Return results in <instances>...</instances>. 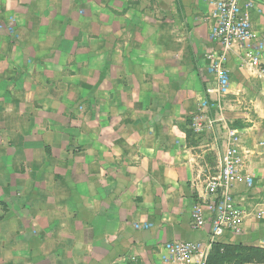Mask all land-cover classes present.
Returning a JSON list of instances; mask_svg holds the SVG:
<instances>
[{"label": "crops", "instance_id": "1", "mask_svg": "<svg viewBox=\"0 0 264 264\" xmlns=\"http://www.w3.org/2000/svg\"><path fill=\"white\" fill-rule=\"evenodd\" d=\"M65 1L0 0V29H11L9 19H14L31 31L53 30L55 17L60 16L59 28L69 39L66 31L72 25L65 24L63 18L75 11L70 10L71 6L87 0H67L59 8ZM169 1L168 7L163 3L158 11L166 15L163 21L159 19L152 25L143 19L138 23L137 19L139 28L133 21L132 27L126 25L130 28L124 44L144 48L148 53L137 50L136 54L126 55L130 69L125 72V86L104 88L106 79L100 78L107 70L98 68L93 71L94 78L88 76L89 85L80 87L81 95L90 94L92 86L95 97L106 93L109 102L96 101L98 109L93 120L79 123L75 150L69 147V141H74L67 135L54 141L57 134L53 121L46 120L45 137L50 151L40 154L47 159L45 173L39 169L40 181L31 185L28 204L17 200L13 215H0V229L16 237L13 250L19 259L0 264H174L166 249L170 244H207L209 213L204 212L206 224L200 229L193 228L190 216L192 209L205 206V182L220 167L227 139L222 143L223 135L214 132L202 137L189 135L188 127L195 130L189 118L202 117L205 111L211 120L199 122L201 129L212 125L220 131L227 126L228 132L237 136L240 163L231 191L244 212L241 231L225 233L212 244L255 249L262 259L251 256L244 264H264V133L252 138L247 136L248 126L231 127L228 116L218 117L228 105L225 99L229 93L251 92L237 67L239 63L247 65L244 49L236 45L225 64L229 84L237 76L242 85L229 88L228 84L226 93L218 94L214 76L208 72L207 55L218 49L209 36L213 23L211 4L206 0ZM253 3L249 19L256 36L251 46L258 52L259 76L264 85V0ZM134 12L131 8L127 15ZM114 28L112 25V31H122L120 26ZM149 28H154V37H145ZM2 40L0 36V52L2 47L10 55L0 53V128L6 125L5 111L10 109L7 105L15 110L23 105L16 102V97L7 104V89L11 95L20 96L22 92L15 85L6 88V83L26 78L22 66L14 64L19 63L15 61L19 58V42ZM34 62L45 63L41 72L49 80L51 61L37 58ZM259 92L264 96V86ZM25 93L33 95L32 91ZM216 99L220 111L215 106H202L204 100L212 104ZM48 104L44 108L53 110ZM212 244L206 248L208 255ZM22 253L27 254V261H22Z\"/></svg>", "mask_w": 264, "mask_h": 264}, {"label": "rangeland", "instance_id": "2", "mask_svg": "<svg viewBox=\"0 0 264 264\" xmlns=\"http://www.w3.org/2000/svg\"><path fill=\"white\" fill-rule=\"evenodd\" d=\"M169 2V0H87L85 4L78 2L77 5L70 7V10L75 8V11L63 18L65 24L72 25L70 30L66 31V36L69 39L64 37V31L59 28V26L61 27L60 16L55 17L56 23H54L53 30L31 31L25 28L24 23L19 24L20 21L16 23L14 19H9L11 29H8L7 26L5 27L6 31L3 28L0 29L2 41L19 42L20 46L18 45L16 50H18L19 55L17 56L20 59L16 58L15 61L18 59L19 63L14 62V64L22 66L23 72L26 74L24 80L15 79L5 85L6 88L11 85H15L16 88L20 87L19 91L22 92L20 96L11 95L7 89V96L5 95L7 104L13 101V97H16V102L20 101L23 105L20 106V110H15L12 105H7L10 109L5 111L6 125L0 128V215L3 214V217L13 215V212L17 210L15 208L17 200H25L28 204L31 185L34 181H40V170L45 173L47 159L41 157L40 154L50 151L45 137L46 120L53 121L54 134H57L54 141L57 142L58 138L60 141L63 135H67L74 141L73 143L69 141L71 143L69 147H73L72 149L75 150V138L79 130L81 131L79 123H83V120H93L94 111L98 109L95 107L96 101L109 102L108 94L101 93L95 97L91 86L90 94L87 93L84 96L80 94V87L89 85L87 84L88 76L94 78L93 71L98 68L107 70V73L103 72L100 78L101 80L106 79L104 88L108 90L114 88L115 90L125 86V72L126 69H130L124 59L126 55L136 54L137 50L140 54L148 53L144 48L124 44L128 38L126 30L130 28H126V25L131 26L133 21V24L139 28L136 23L137 19H139L138 23L143 19L152 25L157 24L159 19L163 21L167 17L166 15L163 17L158 11L160 7H164L163 3L168 7ZM66 3L67 0L64 4L61 2L59 8L65 6ZM131 8L135 10L132 16L127 15V11L129 12ZM132 17L133 19H131ZM112 25L115 28L120 26L122 31H112ZM139 31L142 33V30ZM133 34L135 36V33ZM144 35L149 38L150 36L154 37V28H149V31H145ZM31 39L33 45L30 44ZM118 39L121 41L116 42ZM156 49L157 47L154 48V50ZM148 51L150 53V50ZM0 53L6 56L10 55L9 51L2 47ZM37 58L51 61L48 70L52 77L49 80L42 74L43 69L46 68L45 63L34 62ZM246 61L244 60L245 65ZM237 67L243 74L244 83L251 92H244L241 95H230L228 92L225 99L228 105L225 106L224 112L218 114V117L228 116L231 127L232 125L248 126L246 128L249 129L247 136L253 138L257 134L260 135L261 132L264 133V96L259 94V89L264 86L260 81L262 77L259 76L261 65L254 69L239 63ZM21 78H23V74ZM241 83L242 81L235 76L230 80L229 88L242 85ZM25 90L32 91L33 95L26 96ZM111 97L114 99L116 93ZM47 102L50 103L49 107L52 104L53 110L47 111L44 108ZM217 108V111H220V104ZM239 113L244 117H240ZM207 117L208 114L205 111L202 113L203 119H200L199 122L203 124L211 120ZM188 121L193 122L190 118ZM254 122H256L255 127L252 126ZM228 129L226 126L225 129L220 128L219 131L212 125L201 130H192V126L188 127L189 135L192 137L208 136V133L212 132L219 136L223 135L222 143L229 136ZM205 157L209 159L208 153L205 154ZM43 178L44 175L42 180ZM25 210L28 212V207ZM27 236L28 233L25 235L28 244ZM15 239L13 233H5L3 229H0V263H14L19 259L13 250ZM27 257V254L22 253L23 262L27 261ZM215 262L223 264L221 258Z\"/></svg>", "mask_w": 264, "mask_h": 264}, {"label": "built area", "instance_id": "3", "mask_svg": "<svg viewBox=\"0 0 264 264\" xmlns=\"http://www.w3.org/2000/svg\"><path fill=\"white\" fill-rule=\"evenodd\" d=\"M212 6L213 23L210 28V40L218 45L217 50H211L207 58L209 60L208 72L213 74L216 82V92L225 94L229 84L228 70L225 67L228 56L237 45L244 49V59L250 68L259 66L258 52L251 44L255 40L249 19V10L254 6L253 0H206ZM206 109L218 107L219 99L212 104L206 100L202 102ZM202 117H194L195 129H201L198 124ZM229 136L225 144L223 158L217 172L207 177L205 182L204 207H195L191 211V224L194 229L205 226L204 212L210 215V238L207 244L200 242H176L167 246V252L174 264H206L207 251L212 242L225 233H239L243 210L236 204L232 187L237 176L240 163L237 136L228 132ZM130 264H137L132 262Z\"/></svg>", "mask_w": 264, "mask_h": 264}, {"label": "trees", "instance_id": "4", "mask_svg": "<svg viewBox=\"0 0 264 264\" xmlns=\"http://www.w3.org/2000/svg\"><path fill=\"white\" fill-rule=\"evenodd\" d=\"M251 256L262 259L263 255L255 249L246 248L240 245L213 243L206 264H218L215 261H218L219 258L223 260V262H221L223 264H244L251 260ZM225 258L227 259L225 260Z\"/></svg>", "mask_w": 264, "mask_h": 264}]
</instances>
